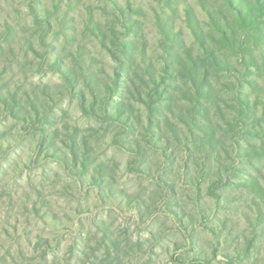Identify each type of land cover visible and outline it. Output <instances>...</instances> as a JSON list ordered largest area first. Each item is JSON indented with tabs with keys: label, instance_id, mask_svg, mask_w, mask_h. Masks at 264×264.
<instances>
[{
	"label": "clouds",
	"instance_id": "obj_1",
	"mask_svg": "<svg viewBox=\"0 0 264 264\" xmlns=\"http://www.w3.org/2000/svg\"><path fill=\"white\" fill-rule=\"evenodd\" d=\"M254 4L245 0L241 36L249 17L264 32ZM120 5L141 7L137 0ZM119 21L108 0L72 7L69 0H0V264H264V57L237 44L228 80L258 104V124L236 105L231 128L222 130L211 105L199 102L210 119L192 111L196 102L186 96L193 93L174 76L160 85L166 91L153 105L160 113L152 114L150 140L138 77L150 91L165 62L170 72L178 66L146 49L144 32L125 36ZM110 29L130 50L113 44ZM249 51L255 67L239 63ZM112 54L121 66L118 89ZM193 118L215 132L211 148ZM158 120L162 129L165 120L175 124L177 137L165 132L153 145ZM198 186L212 194L198 198Z\"/></svg>",
	"mask_w": 264,
	"mask_h": 264
},
{
	"label": "trees",
	"instance_id": "obj_2",
	"mask_svg": "<svg viewBox=\"0 0 264 264\" xmlns=\"http://www.w3.org/2000/svg\"><path fill=\"white\" fill-rule=\"evenodd\" d=\"M184 4L185 12V21L187 26L191 29V33L195 40V45H188L182 39H179L176 34H174V28L169 24V21L164 22L163 32L169 40H172V44L166 50L167 56L171 58V61L174 65L178 66L177 71L170 72L169 65H165L162 69L163 75L160 78L159 83H154L151 90H148L147 83L140 78L141 86L145 89V97L147 98V103L144 99L140 101L144 104L148 115L145 119L147 121V135L148 139H152V114L155 113L159 115L160 109L153 108V105H158L160 103V98L166 89L160 88L161 84L165 83V80L171 82L174 76L177 79H182L187 82V85L191 92L193 93L192 97H187L186 99L194 100L196 103L193 104L192 111L199 112L203 110L205 118H209V109L207 107L200 106V101H204L205 105H209V101L214 99V104L216 110L220 113L221 121L225 122L227 129L231 128V123L228 119V116L225 114L227 108H221L220 104L224 103V106L235 111L236 105H239L242 110L239 115H241L245 120L249 122L255 121L256 124L259 123V120L256 119L257 113H259L257 103L247 102L248 98L245 94L244 97H241L240 86L236 84L235 90V101L236 103H229V99L224 96H220L217 91V86L215 84L213 76L218 73H222L228 77L230 74L235 71L233 64V53L232 50L237 46V44H251L256 48L260 53L264 52V32L256 31L259 29L260 25L255 22V19L249 17L250 27L249 31L241 36L238 31V27L245 24V14L247 8L244 6L245 0H198L199 5L206 14V20L202 19L197 11V9L190 4L187 0H179ZM254 11L256 15L264 13V4L261 3V0H255ZM124 19H131L130 17H124ZM93 24L99 29V22L93 18ZM132 28V25H130ZM168 28V29H167ZM111 35L113 37V42H116V30L110 29ZM107 36H104L106 39ZM119 48L122 52L130 50L131 45L123 40L119 43ZM182 52V56L178 53ZM115 56V54H114ZM116 57V56H115ZM117 58V57H116ZM239 63L248 65L252 64L253 67L256 66L255 60L251 58L249 51V59H245L244 56L239 58ZM131 65V64H130ZM121 66L119 65L118 72L114 80V88L118 89L120 87V76L119 72ZM149 74L151 79V71H146ZM245 74H249V69L245 67ZM127 84V80L125 82ZM251 87V82L245 81ZM137 96L139 97V91H137ZM83 102V97H81ZM131 110V109H130ZM251 110V111H250ZM231 112V111H230ZM127 119V118H126ZM126 122V121H125ZM193 124L199 127L196 124L195 118L192 120ZM166 126L169 131L172 133L173 137H177L178 128L175 124L170 123L165 120ZM247 127V125H244ZM202 132L204 129L199 127ZM161 127L159 126V120L157 121V134L160 132ZM253 134V133H249ZM210 147H212L213 142V133L210 131L204 132ZM258 135V133H256ZM158 140H161L157 135L156 140H153V145L156 144ZM168 148L164 144L160 146L159 151L164 152ZM185 148V152H187ZM173 152H169L165 158L169 163H171ZM213 188L207 189L210 195L212 194ZM204 192L203 189L197 187V196L199 198L200 194ZM218 199V198H217ZM260 217L257 216L256 223L260 224ZM251 246V242H249ZM216 255V251L214 250ZM246 255V253H245Z\"/></svg>",
	"mask_w": 264,
	"mask_h": 264
},
{
	"label": "rangeland",
	"instance_id": "obj_3",
	"mask_svg": "<svg viewBox=\"0 0 264 264\" xmlns=\"http://www.w3.org/2000/svg\"><path fill=\"white\" fill-rule=\"evenodd\" d=\"M190 4H192L198 11L200 17L204 20H206V14L202 10L201 6L199 5L198 0H187ZM108 2L112 5V8L115 9V12L119 14L120 17V26L124 28V35H128L129 33H132L133 28L137 30L136 33L138 34L139 32H144L145 36L147 39L145 40V45L144 47L147 49L149 45L153 46V49L156 50L158 49L164 54V59L167 61L168 59H171L169 56H167L166 50L169 48V46L172 44V40H169L167 36L163 32L162 26H164V22L167 20L169 21V24L172 25L174 28V34L177 35L179 39H182L185 41L188 45H195V40L194 37L191 33V29L187 26V23L185 21V12H184V4L182 2H179V0H137V2L141 5V7L136 8L135 10L132 9V7L129 5L127 10L125 11L124 8L120 5V0H108ZM79 3V0H69V7H72L73 4ZM146 5V7H144ZM86 12H88V19H87V24L88 25H93L97 30L98 28L93 24V18L97 20L95 16L92 15L91 10L86 9ZM133 16H140L142 18V21H134L132 19ZM124 17H130L131 19H124ZM130 25H132V28ZM168 29V28H167ZM86 30L91 31V29H88L86 27ZM107 39V38H106ZM105 39V40H106ZM116 42H113L114 45L119 47V43L123 40H115ZM101 47H104L103 41L101 42ZM259 52V51H258ZM141 55L143 56L144 53L142 52ZM259 55L261 57H264V52L260 53ZM112 60L115 62V69H114V80L116 77V73L118 72L119 69V59L112 54ZM168 63L165 62L163 67L167 65ZM131 67V65H129ZM146 71H151L152 72V66L148 65L145 69ZM147 73V72H146ZM215 84L217 86V90L220 94V96H224L225 98L230 100H233V96L230 95V93H235L236 90V84L229 86L228 80L229 77L222 74L218 73L213 76ZM138 79H140L138 77ZM141 82V80H140ZM236 95V94H235ZM235 95H234V103L235 101ZM214 99H211L209 101V105L212 106L214 109V116L219 122V127L221 129H227V125L225 122L219 120L220 119V113L218 110H216L215 104H214ZM142 105H144L141 101H139ZM233 103V104H234ZM224 105V103H222ZM258 105V104H257ZM224 108H227V111L225 114L229 116V113L233 112L230 108L224 106ZM259 109V107H258ZM231 111V112H230ZM260 112V109H259ZM203 113V110H200L198 112ZM210 116V114H208ZM211 118V117H210ZM177 119L180 121V123H185L183 120V116L177 117ZM148 120H146L147 122ZM165 123V121H164ZM193 124V122H192ZM166 125V123H165ZM168 126V125H167ZM166 126L165 129L160 130L158 133V136L161 140L164 139L165 132L171 133ZM194 127H197L195 124H193ZM200 132L201 130L199 127H197ZM210 132L213 133V142H214V135L215 132L209 128ZM172 134V133H171ZM191 134V133H190ZM173 136V135H172ZM175 138V137H173ZM177 143H179V140H177ZM193 143H196L194 140ZM165 146L169 147L168 144H164ZM209 147L211 146L210 143L208 142ZM162 154V152H161ZM177 159L179 160V156H177ZM185 170H187V161L185 160ZM183 176L181 175L180 178L177 180V193L178 195L181 193V184H182ZM203 191H207V189H203ZM208 195H210L207 192ZM255 232V230H254ZM213 256H215L214 251H213Z\"/></svg>",
	"mask_w": 264,
	"mask_h": 264
}]
</instances>
